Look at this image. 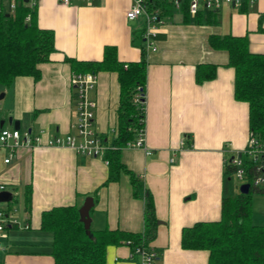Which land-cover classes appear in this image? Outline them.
I'll use <instances>...</instances> for the list:
<instances>
[{
	"label": "crops",
	"instance_id": "0c3cea01",
	"mask_svg": "<svg viewBox=\"0 0 264 264\" xmlns=\"http://www.w3.org/2000/svg\"><path fill=\"white\" fill-rule=\"evenodd\" d=\"M0 1L7 9L8 3ZM133 2L37 0L38 24L54 32L55 51L49 61L39 64L38 79L18 76L9 86L0 84L4 94L0 129H13L18 120L20 130L42 137L34 146H0V183L13 194L9 216L17 220L2 238L0 264H55L53 237L41 228L42 213L57 206L80 209L88 196L94 199L91 229L142 232L147 191L159 219L157 235L150 242L158 252L155 263H209L208 250L182 246V230L221 218L226 160L244 149L251 132L249 104L235 98V69L227 65L229 53L213 48L209 38L247 34L250 50L264 53V0L225 4L217 11L216 23H197L192 14L183 21L181 2L158 24L155 50L145 42V17L129 20L126 16ZM107 46L116 48L123 63L138 61L143 46L146 51L144 131L151 153L129 146L122 149V161L139 177L140 196H135L125 172L107 182L109 165L104 156L46 144L48 138L75 132L77 97L67 58L101 61ZM200 63L217 64L216 77L198 83ZM88 96L96 103L95 128L114 143L121 100L118 71L97 72V83ZM8 156L10 162L5 163ZM106 264L138 263L131 246L122 243L107 246Z\"/></svg>",
	"mask_w": 264,
	"mask_h": 264
},
{
	"label": "trees",
	"instance_id": "16d2710c",
	"mask_svg": "<svg viewBox=\"0 0 264 264\" xmlns=\"http://www.w3.org/2000/svg\"><path fill=\"white\" fill-rule=\"evenodd\" d=\"M183 21L190 20L189 0H182ZM151 7L159 8L162 16H170L173 0H150ZM218 10L199 11L197 23H216ZM29 16V18H27ZM264 16V15H263ZM209 43L213 48L229 53L228 66L235 69V98L249 104L250 131L264 140V53H254L249 48L248 35L212 34ZM55 51L54 32L42 28L37 20V6L31 7L20 0L16 9L2 7L0 1V84L9 86L18 76L40 77L39 64L49 61ZM144 46L138 61L123 63L118 60L113 46L105 48L101 61L71 62L74 73L116 70L121 83L118 134L104 158L108 160L107 182L119 179L122 172L129 175L135 196H140L139 177L122 161V149L136 139L145 128V100L147 85V58ZM126 66V67H125ZM218 65L200 63L196 67V81L203 83L217 75ZM74 94L77 97V92ZM139 102H135L136 94ZM253 167V168H252ZM251 169H254L252 166ZM234 167L225 169V194L219 220L200 221L182 230V246L209 251L208 264H264V225L252 221L254 193H264V188L251 186L248 193L230 194L228 183ZM27 200L31 202V186ZM145 205V229L127 232L120 229H91L87 233L80 217L79 206H57L42 213L41 228L52 234L51 254L55 264H106V250L110 244L126 243L135 248L147 245L157 235L159 219L152 194L147 191ZM7 203L6 214L11 211ZM8 227V226H7ZM130 241V242H129Z\"/></svg>",
	"mask_w": 264,
	"mask_h": 264
},
{
	"label": "built area",
	"instance_id": "2783aa9c",
	"mask_svg": "<svg viewBox=\"0 0 264 264\" xmlns=\"http://www.w3.org/2000/svg\"><path fill=\"white\" fill-rule=\"evenodd\" d=\"M8 3L10 10L16 9L20 0H3ZM63 4H70L77 0H60ZM133 4L127 10L126 16L129 20H136L140 16L146 19L144 38L146 45L156 49L154 37L159 23H163V16L159 8H152L150 0H133ZM244 1L254 3L257 0H189V12L196 16L199 11L219 10L225 4H237ZM31 7L37 5V0H26ZM182 0H173L175 7H180ZM29 18V16L27 17ZM97 83V73H74L71 78V86L77 92V120L73 123L75 132L68 133L66 136H56L46 140L47 145L68 146L77 152L85 153L89 156H104L107 149L112 147L104 136L95 128V108L96 103L88 96ZM141 95L136 94L134 100L139 102ZM42 141L41 135H33L30 130H20L19 128H1L0 146L16 148L20 145L34 146ZM129 147L142 148L146 154L151 150L146 144L145 131L141 129L136 139L127 144ZM10 156L4 159L5 163L10 162ZM106 160V159H105ZM108 164V160H106ZM234 167V174L243 183H249L250 187L264 188V140L250 132L248 142L243 150L234 151L231 158L226 160V166ZM254 166V169L251 167ZM253 168V167H252ZM242 183V184H243ZM6 190L5 185L0 183V191ZM0 202V249L3 246L2 238L6 237L8 225L17 222L6 214L5 208ZM130 242V241H129ZM129 245V243H128ZM132 248V247H131ZM132 254L137 258L138 264H156L158 252L151 244L138 245L132 248Z\"/></svg>",
	"mask_w": 264,
	"mask_h": 264
},
{
	"label": "water",
	"instance_id": "95a60500",
	"mask_svg": "<svg viewBox=\"0 0 264 264\" xmlns=\"http://www.w3.org/2000/svg\"><path fill=\"white\" fill-rule=\"evenodd\" d=\"M4 96V94H1V98ZM10 122H12V118H10ZM14 127L18 129L20 127L19 121H14ZM250 191V184L249 183H243L240 186V192L241 193H248ZM13 198V194L9 190H2L0 191V202H9ZM94 205V199L91 196H88L82 206L79 209L81 220L83 221L86 231L88 234L91 235V209Z\"/></svg>",
	"mask_w": 264,
	"mask_h": 264
},
{
	"label": "rangeland",
	"instance_id": "374dc122",
	"mask_svg": "<svg viewBox=\"0 0 264 264\" xmlns=\"http://www.w3.org/2000/svg\"><path fill=\"white\" fill-rule=\"evenodd\" d=\"M1 94V92H0ZM10 98V94L7 97ZM242 181L238 179L235 175H232L230 177L229 183H228V189L230 191V194H236L240 192V186L242 185ZM253 203H252V221L256 222V219L264 221V193H254L253 194ZM8 202H3L2 205H4L6 208ZM264 223V222H262Z\"/></svg>",
	"mask_w": 264,
	"mask_h": 264
}]
</instances>
